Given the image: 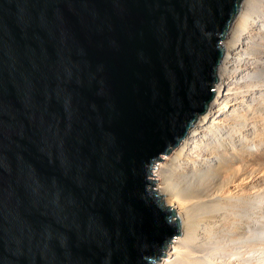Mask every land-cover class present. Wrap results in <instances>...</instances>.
<instances>
[{
	"label": "water",
	"instance_id": "obj_1",
	"mask_svg": "<svg viewBox=\"0 0 264 264\" xmlns=\"http://www.w3.org/2000/svg\"><path fill=\"white\" fill-rule=\"evenodd\" d=\"M242 0H0V264H154V164L215 96Z\"/></svg>",
	"mask_w": 264,
	"mask_h": 264
},
{
	"label": "bare ground",
	"instance_id": "obj_2",
	"mask_svg": "<svg viewBox=\"0 0 264 264\" xmlns=\"http://www.w3.org/2000/svg\"><path fill=\"white\" fill-rule=\"evenodd\" d=\"M221 46L215 96L153 168L179 220L154 264H264V0H242Z\"/></svg>",
	"mask_w": 264,
	"mask_h": 264
},
{
	"label": "rangeland",
	"instance_id": "obj_3",
	"mask_svg": "<svg viewBox=\"0 0 264 264\" xmlns=\"http://www.w3.org/2000/svg\"><path fill=\"white\" fill-rule=\"evenodd\" d=\"M214 89H215V86H214ZM164 158L167 159V158H168V155H163V159H164ZM163 159H162V160H163ZM162 160H161V161H162ZM159 162H160V161H158V162H156V163L154 164V169H155L156 165H157ZM153 171H154V170H153ZM151 177H152L154 180H157V182L154 183V186H155V184L160 183L161 179H160L159 176H157V175H155V174H152ZM173 237H175V236H173ZM171 240H172V239H171ZM171 240H170V241H171ZM160 259H161V258H160ZM160 259H159V260H160Z\"/></svg>",
	"mask_w": 264,
	"mask_h": 264
}]
</instances>
